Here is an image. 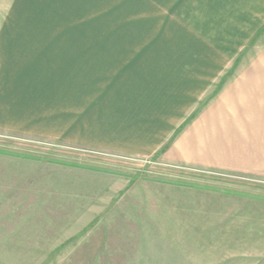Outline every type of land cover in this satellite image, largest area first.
<instances>
[{"label": "rangeland", "instance_id": "374dc122", "mask_svg": "<svg viewBox=\"0 0 264 264\" xmlns=\"http://www.w3.org/2000/svg\"><path fill=\"white\" fill-rule=\"evenodd\" d=\"M55 3L68 14L78 0ZM89 5L82 20L33 21L42 37L77 33L75 49L120 57L114 82L56 91L104 131H65L45 90L0 127V264H264V0ZM210 126L238 135L254 164L184 157Z\"/></svg>", "mask_w": 264, "mask_h": 264}, {"label": "crops", "instance_id": "0c3cea01", "mask_svg": "<svg viewBox=\"0 0 264 264\" xmlns=\"http://www.w3.org/2000/svg\"><path fill=\"white\" fill-rule=\"evenodd\" d=\"M55 1L9 0L7 2L0 0V127L13 124L18 126L24 116L25 107H38L40 102L43 105L39 98L41 94L38 96L33 92L39 93L45 90L50 102L53 98L57 101L56 113L65 115L67 121L64 128L56 126L58 130H69L68 126L71 124V130L103 132L104 124L101 120L95 122V128L87 126L86 121L74 120L72 115H75V112L56 91H70L68 95L71 97L75 96L73 92L77 91V88L72 85L75 82L80 84L103 83L104 80L106 83L114 82V77H119L120 57L109 53L107 57L101 52L75 49L81 42V36L77 33L50 36L51 38L38 34L33 17L43 15L49 20V13H52L53 16L58 15L61 19L71 18L78 21L91 15L87 13L90 12L89 3L93 0H78L77 5L76 3L72 5L68 14H66L67 9L63 10ZM40 42L64 45L54 50H40ZM107 58L112 61H108ZM103 59L107 62H103ZM105 67L110 68L112 73H105V76L97 74L98 71L103 72ZM115 71L116 73H113ZM45 77H48L49 83L42 82ZM138 79L141 83L147 82V78L139 77ZM100 105L102 106L101 100ZM204 132L203 136L197 134L191 137V141L185 148L188 151L178 156L183 155L192 163L214 169H244L245 165L254 164V152L248 151L238 135L223 134L220 128H211V126ZM244 149L247 151L243 152Z\"/></svg>", "mask_w": 264, "mask_h": 264}]
</instances>
